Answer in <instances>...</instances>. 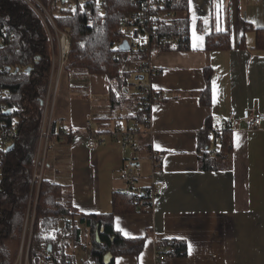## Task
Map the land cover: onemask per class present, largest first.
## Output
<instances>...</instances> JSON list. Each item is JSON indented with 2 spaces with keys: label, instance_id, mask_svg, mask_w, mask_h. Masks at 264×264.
Wrapping results in <instances>:
<instances>
[{
  "label": "crops",
  "instance_id": "1",
  "mask_svg": "<svg viewBox=\"0 0 264 264\" xmlns=\"http://www.w3.org/2000/svg\"><path fill=\"white\" fill-rule=\"evenodd\" d=\"M188 17L187 51L149 55L157 74L146 82L164 100L150 106L149 130L128 121L130 114L109 111L107 76H90L85 86L63 78L65 96L82 99L56 100L53 120L77 133L53 139L44 177L69 186L73 206L84 215L112 211V195L126 190L121 174L127 168L134 171L135 188H148L152 177L166 182L148 214L114 217L115 230L127 239L148 233L139 254L117 257L114 264H156V246L167 240L185 241L188 254L160 264H264V121L252 131L241 122L237 130L229 129L230 170L203 172L198 162V133L208 118L222 127L232 111L236 118L243 110L264 114V51L255 49L253 30L243 31V22L264 28V0H188ZM212 31H228L231 49L206 52L205 38ZM207 66L211 100L204 107L200 94ZM74 86L85 88L88 98L71 91ZM125 127L138 130L134 147L118 145L112 137L114 129ZM90 137L94 152L87 147ZM219 143L210 150H218ZM157 152L165 159L153 170L150 154ZM78 249L72 245L68 252L76 257Z\"/></svg>",
  "mask_w": 264,
  "mask_h": 264
},
{
  "label": "trees",
  "instance_id": "2",
  "mask_svg": "<svg viewBox=\"0 0 264 264\" xmlns=\"http://www.w3.org/2000/svg\"><path fill=\"white\" fill-rule=\"evenodd\" d=\"M58 32L68 38L70 47L66 61L61 69L60 79H87L94 75H105L109 79V111L130 114L128 121L146 124L150 117V106L161 100L160 94L143 91H128L127 84L133 77L132 67L141 61H148L154 50L169 51L160 48L162 38L174 34L185 38L189 44L188 0H162L158 7L160 13H173L174 19L157 20L155 23L153 43L146 51L119 50L121 19L138 11L139 0H99L72 8V0H38ZM6 29V42L0 44V91H8L0 96V107L13 111L6 115L0 109V119L13 123L20 134L13 148L5 153V161L0 175V264H13L16 253L10 245L20 243L23 222L31 188L32 171L36 156L43 103L48 94L52 59L58 54V44L54 28L42 13V18L22 0H0V29ZM199 29V28H198ZM255 32V49L264 51V28H253L243 22L244 33ZM52 38L50 40L49 38ZM244 38L240 45H243ZM231 49L228 31H212L205 38V51H227ZM157 73V72H156ZM212 68L204 70L205 90L200 94V104L210 105V81ZM55 80V74L52 76ZM60 81L56 92V98ZM81 91L83 98H88L85 88H70ZM143 103L147 109L141 111ZM56 105V100H55ZM211 118L198 133L200 155L199 170L227 171L231 169V131L223 129L220 134L214 132ZM77 131L69 126L51 123V139L68 137L71 139ZM219 140L220 147L216 155H209L210 149ZM138 197L126 192L112 195V211L108 214L84 215L73 206L70 187L53 183L47 178L41 182L35 212L30 259L39 255L49 245H57L58 237L71 238L72 245L86 250L89 246L87 260L78 263L75 255L68 252L63 262L73 264H106L104 258L110 254L108 264H114L121 256H135L144 246L146 236L127 239L114 228L116 215L148 214L152 208L151 188H143ZM84 244H82V236ZM86 240L88 241L86 243ZM82 245V246H81ZM160 248L166 252L161 253ZM156 252L164 258H184L188 254L187 243L183 240H167L156 246Z\"/></svg>",
  "mask_w": 264,
  "mask_h": 264
},
{
  "label": "built area",
  "instance_id": "3",
  "mask_svg": "<svg viewBox=\"0 0 264 264\" xmlns=\"http://www.w3.org/2000/svg\"><path fill=\"white\" fill-rule=\"evenodd\" d=\"M22 1L30 6L41 18L43 13L49 19L52 27L54 28L55 38L58 44V54L52 59L53 66H56V73H54L55 80L53 81L52 79V76L54 75V67H52L49 90L43 103V113L32 171L30 194L23 222L21 239L13 264H73L70 261H67L66 263L63 262V256L68 254L66 252V248L72 245L71 238L67 236H63L61 238L58 237L56 239L57 245L54 247L53 245H49L42 253L30 259V247L35 223V212L39 189L41 182L44 179V173L47 168L50 167L47 164L48 154L50 152H54L55 150V141L51 139L50 132L51 123L53 121V112L55 109L56 92L59 85L61 69L66 61L70 44L66 35L57 31L52 19L38 0ZM138 2V11L121 19V27L117 30V34L120 38L118 45L126 42L130 49L132 48L135 51H146L150 47H157V44L152 42L155 31V23L157 20H163L167 18L174 19L175 15L173 13L165 14L158 12L157 9L162 5V0H139ZM92 3L98 5L100 1L72 0V8L75 10L79 6ZM49 38L50 40L52 39L50 35ZM5 42L6 29L1 28L0 44H4ZM159 47L165 48L169 51H187L189 49V44L186 43L185 38L170 34L165 38H162ZM1 70L2 69L0 68V71ZM132 70L135 83L127 84L126 88L128 91H143L146 93V97H148L149 93L151 92L157 94V92L154 91L146 82L147 79L157 74V71L148 63V61L136 63L132 67ZM139 77H142L143 79L139 80ZM6 92L8 91H0V96ZM147 106L148 103H143L140 107V110L145 111ZM0 109L6 115H10V113L13 111V109H6L4 106H1ZM230 117L231 120L225 122L222 127H214V132L220 134L223 129L237 130L239 128L240 122L243 123L245 130L252 131L257 129L264 121L263 113L252 112L250 110H243L239 118H236L235 112L232 111L230 112ZM149 127L150 117L147 119L146 124L143 125L145 130H149ZM137 132V128H116L112 132V137L118 145L123 147H134V136L137 134ZM18 139H20V134L15 129L14 124H10L4 119H0V175L3 169L7 148L11 145L14 146ZM218 145H220V143ZM87 147L91 152L95 151L96 143L93 138L90 137L88 139ZM216 152V149H212L209 151V155L213 157L216 155ZM164 159L165 154L163 153H151V168L153 170L158 168L163 164ZM121 179L122 182L127 186L125 190L127 194L138 197L142 193L143 190L141 188H135L136 176L131 168H127L122 172ZM166 186L167 184L165 181L152 177L149 186L151 188V199L160 195ZM160 252L165 253L166 249L160 248ZM161 253L159 254L156 252V264H160V262H162L164 259Z\"/></svg>",
  "mask_w": 264,
  "mask_h": 264
},
{
  "label": "rangeland",
  "instance_id": "4",
  "mask_svg": "<svg viewBox=\"0 0 264 264\" xmlns=\"http://www.w3.org/2000/svg\"><path fill=\"white\" fill-rule=\"evenodd\" d=\"M253 35V34H252ZM86 79H84V80H81V79H79L77 82H74V84H75V86H85L84 84H86ZM129 84H134L135 83V81H134V77H132L130 80H129V82H128ZM62 84H63V78H61L60 79V89H59V91H58V94H57V98H56V100L58 101V99L60 98V103L61 102H63L64 101V97H67L69 100H79V99H82L81 97L79 98V99H76L77 97H74V96H69V95H66L65 96V93H67V90L64 88V87H62ZM134 92V91H133ZM84 99H86V98H84ZM67 104L68 103H66L65 104V108H67ZM62 105H63V107H64V103H62ZM125 129H126V127H125ZM129 129H132V128H129ZM47 172L48 171H46V174H47ZM81 238H82V244H84V237H83V234H82V236H81ZM88 241L86 240V243H87ZM18 246H19V244H18V242H17V244H12V245H10V250L12 251V252H14V253H17V250H18ZM87 247H86V250H84V251H82V250H75L76 252H75V254H76V259H77V262L78 263H80L81 261L80 260H82V259H84V260H87L88 259V256H89V250H90V248H89V246L88 245H86Z\"/></svg>",
  "mask_w": 264,
  "mask_h": 264
},
{
  "label": "water",
  "instance_id": "5",
  "mask_svg": "<svg viewBox=\"0 0 264 264\" xmlns=\"http://www.w3.org/2000/svg\"><path fill=\"white\" fill-rule=\"evenodd\" d=\"M130 47L128 46V44L126 42H123L122 44L119 45V50L120 51H129ZM143 78L142 77H139V80H142ZM8 113V112H6ZM13 148V145L9 146L7 148V152H9L11 149ZM112 257L110 254H107L104 258V262L106 264H108L110 261H111Z\"/></svg>",
  "mask_w": 264,
  "mask_h": 264
}]
</instances>
